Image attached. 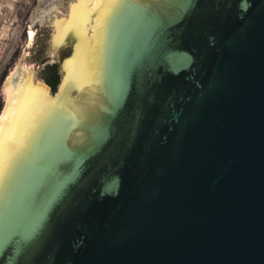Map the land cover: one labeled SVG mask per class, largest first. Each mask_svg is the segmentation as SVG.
Listing matches in <instances>:
<instances>
[{
    "label": "water",
    "instance_id": "water-1",
    "mask_svg": "<svg viewBox=\"0 0 264 264\" xmlns=\"http://www.w3.org/2000/svg\"><path fill=\"white\" fill-rule=\"evenodd\" d=\"M157 3L30 0L0 264H264V0Z\"/></svg>",
    "mask_w": 264,
    "mask_h": 264
},
{
    "label": "rangeland",
    "instance_id": "rangeland-1",
    "mask_svg": "<svg viewBox=\"0 0 264 264\" xmlns=\"http://www.w3.org/2000/svg\"><path fill=\"white\" fill-rule=\"evenodd\" d=\"M30 20V0H0V118L4 112L5 73L24 53Z\"/></svg>",
    "mask_w": 264,
    "mask_h": 264
},
{
    "label": "flooded vegetation",
    "instance_id": "flooded-vegetation-1",
    "mask_svg": "<svg viewBox=\"0 0 264 264\" xmlns=\"http://www.w3.org/2000/svg\"><path fill=\"white\" fill-rule=\"evenodd\" d=\"M152 1H156V4H158L157 2H158V0H152ZM65 49V50H64ZM62 51H64V56H66V55H68L69 53H71L72 52V49H73V45H66V47L64 48ZM111 49V48H110ZM109 50V49H108ZM63 53V52H62ZM109 65V64H108ZM42 72H43V81L45 82H49V83H55L57 80H58V82H59V73H58V71H57V64L56 63H53L52 65H50V66H47L45 69H42L41 70ZM51 90V89H50ZM96 109V111L99 113V108H95ZM87 120L85 121V122H82V123H84V124H82V126L80 125V124H77L76 126H75V129H82V127H84L85 126V128L86 129H88L89 130V115L87 116V118H86ZM85 136H86V143L88 142V140H89V131H88V133H86L85 134ZM77 141H79V140H77ZM85 142H79V146L80 147H84V145H85Z\"/></svg>",
    "mask_w": 264,
    "mask_h": 264
},
{
    "label": "trees",
    "instance_id": "trees-1",
    "mask_svg": "<svg viewBox=\"0 0 264 264\" xmlns=\"http://www.w3.org/2000/svg\"><path fill=\"white\" fill-rule=\"evenodd\" d=\"M45 84L53 91L58 84V80L55 83H49L45 81Z\"/></svg>",
    "mask_w": 264,
    "mask_h": 264
},
{
    "label": "bare ground",
    "instance_id": "bare-ground-1",
    "mask_svg": "<svg viewBox=\"0 0 264 264\" xmlns=\"http://www.w3.org/2000/svg\"><path fill=\"white\" fill-rule=\"evenodd\" d=\"M3 116H4V112H3V115L1 116L0 120H3Z\"/></svg>",
    "mask_w": 264,
    "mask_h": 264
}]
</instances>
